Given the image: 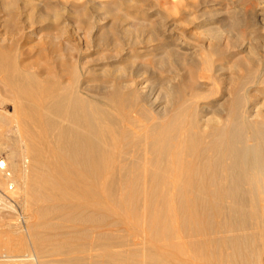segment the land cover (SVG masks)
<instances>
[{
    "label": "bare ground",
    "instance_id": "bare-ground-1",
    "mask_svg": "<svg viewBox=\"0 0 264 264\" xmlns=\"http://www.w3.org/2000/svg\"><path fill=\"white\" fill-rule=\"evenodd\" d=\"M117 2L97 5L109 9ZM205 3L221 7L224 0ZM250 13L264 33V6ZM113 21L123 27L112 31L127 40L114 36L107 46L125 56L132 52L126 62L137 63H113L98 72L83 67L90 81L105 79L95 81L94 93H80L75 66L62 71L71 85L12 76L7 68L2 76L13 112L22 113L16 128H22L26 148L0 161V186L22 185L30 214L13 233L17 244L0 245V264H165L150 244L129 234L115 240L107 231L134 227L127 215L144 209L154 229L187 234L198 264H264V47H253L244 33L230 47L225 31L208 28L198 62L186 70L188 82L174 86L170 78L145 77L152 65L141 62L174 57L177 44L151 31L140 40L145 22L133 16ZM237 26L234 20L230 28ZM257 39L264 44V37ZM3 54L0 69L9 65ZM140 81L145 85L138 88ZM156 90L167 99L159 113L151 102ZM10 208L0 198V211ZM119 211L124 216H115ZM6 220L0 218L2 244L9 240L2 232L10 226ZM178 246L168 250L179 253Z\"/></svg>",
    "mask_w": 264,
    "mask_h": 264
},
{
    "label": "rangeland",
    "instance_id": "rangeland-1",
    "mask_svg": "<svg viewBox=\"0 0 264 264\" xmlns=\"http://www.w3.org/2000/svg\"><path fill=\"white\" fill-rule=\"evenodd\" d=\"M110 1H118V4L116 3L115 7L109 9L99 8L97 5H106L110 3ZM205 1L206 0H0V53H5L3 54L5 55L3 58L9 64V68L5 67L0 69V150H2L0 151V161L7 163L10 152L18 157L26 148L24 139H22L23 130L22 128L20 129L19 126L16 128V122L18 119L22 118V113L19 111L13 112V102L10 100L9 89L5 81L2 80L5 71L8 69L12 76L14 74L25 73L29 77L34 76L38 78V80L44 84L49 82L58 83L59 79V82L64 81L68 85H71L72 83L66 79L62 71H65L67 67L75 66L77 69L76 72L79 73L77 86L80 87V93L83 92V95L91 94L90 92L88 93V91L93 92L95 90V83L104 81L105 79L95 78L93 82L90 81V77L86 74L83 67H85V70H95L98 72L99 68L105 65H112L113 63H120L121 66L134 64L131 63V61L126 62V57L132 55V52H129V54L125 56V51L118 50V52H116L111 49V47L107 46L114 36L117 37H114L117 40L119 38L121 42L127 40L126 37V40L123 41L125 37L122 33L120 34V29L123 26L113 21L116 15L118 16L124 13L135 17V19L139 21L145 22V25L141 26L143 30H139L141 34L139 31L136 32L133 29L137 28L136 22L131 29V33H136L137 36L140 34L141 37H138L140 40L151 31L150 33L154 35V38L164 40L165 37L166 40L173 44H177L176 54H178L174 57L166 60L162 57H157L154 59V62L151 61L150 58H145V60L141 62L143 64L151 63L152 65V67L147 69L150 75H144L145 77L152 76L151 79L157 77L170 78V82L174 86H179L185 83V81L188 82V73L186 70H190L193 63L198 62L199 57L197 56H199V49L205 46L206 29L208 28L225 31L224 33L227 35L228 43H231V45L228 44L230 47L232 44L234 45L233 42L240 44L242 40L241 33L250 37L253 47H258L257 49H259V47L260 49L264 47V44L261 45L260 43L263 39H257L264 37V33L259 31L258 24L250 13L251 10H255L256 7L264 6V0H224L225 4L223 3L221 7L218 5L208 6ZM258 3L259 5H257ZM5 5H10L11 8L8 10L4 9ZM249 15H251V18H249ZM207 20L208 23H206ZM234 20L238 22V26L237 28L231 29L230 26ZM218 21L221 22L218 23ZM118 29L120 32L117 33L116 31ZM112 30L116 31L113 32ZM255 39L257 40L253 42L252 40ZM189 42L192 43L190 44ZM194 48L197 49L195 50ZM242 50L244 54L247 51L244 49ZM139 51L140 50H138V52ZM143 52L144 51H140L139 53L143 55ZM188 54L191 55L189 56ZM136 63L134 65H136ZM170 67L173 72H166ZM186 67L190 68L185 69ZM155 72L156 74H154ZM62 74L63 76H61ZM202 82L201 79H198L196 88V91L201 96L204 90ZM144 85L145 83L143 81L137 83L138 88ZM159 91L156 90L151 99L155 111L158 113L165 107L166 103L164 102L167 100L160 96L162 94L161 91ZM188 92L190 93V89L184 92L185 99L189 96ZM1 95L4 96L3 99ZM21 130L22 132H20ZM5 170L7 174L10 173L9 170ZM3 175L4 174L0 173V177ZM21 190H23V186L20 184H13L9 188L7 186H0V198L4 200L5 204L11 207L10 209L0 211V218L4 220L7 219L6 221L10 224L9 227L5 228L6 230L4 228L2 229V232L8 236L9 240L4 241L5 243L3 244L0 243L1 246L10 245L7 243L9 241L11 245L17 244L16 236H14L13 233L22 230L25 226L24 222L29 217L30 209L28 210L24 204L25 202L23 200H25V197H23ZM147 212L149 213L148 209H144L140 215L129 213L128 215L135 222H132L133 220H130V217L127 215L128 218H126L131 223H135V228L112 226L107 229V231L110 230L109 232L115 235V240L122 239L124 235L127 236L129 234L131 239L135 238L134 240L138 244H150L154 253L162 254V256L164 255L163 258L165 260L163 259V262L165 264H198V257H194V255L192 256V254H190V240L187 234L181 231L165 232L160 228L154 229L151 227V219ZM117 213H115L117 217L124 216V213L122 214L120 211ZM11 216H14V220ZM20 217H22V219ZM136 222L138 225H136ZM7 231H9V234ZM132 236L134 238H132ZM172 246L180 247L179 253H173L168 250ZM17 248H21V244L20 247L17 245ZM15 249L10 255L14 256L18 254ZM119 249L121 250L122 248H115V250ZM0 252L3 253L5 250H1Z\"/></svg>",
    "mask_w": 264,
    "mask_h": 264
}]
</instances>
